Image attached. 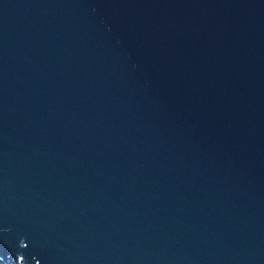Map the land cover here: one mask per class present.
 <instances>
[{"label":"water","instance_id":"water-1","mask_svg":"<svg viewBox=\"0 0 264 264\" xmlns=\"http://www.w3.org/2000/svg\"><path fill=\"white\" fill-rule=\"evenodd\" d=\"M0 262L264 264V0H0Z\"/></svg>","mask_w":264,"mask_h":264},{"label":"rangeland","instance_id":"rangeland-1","mask_svg":"<svg viewBox=\"0 0 264 264\" xmlns=\"http://www.w3.org/2000/svg\"><path fill=\"white\" fill-rule=\"evenodd\" d=\"M0 264H2V263L0 262Z\"/></svg>","mask_w":264,"mask_h":264},{"label":"clouds","instance_id":"clouds-1","mask_svg":"<svg viewBox=\"0 0 264 264\" xmlns=\"http://www.w3.org/2000/svg\"><path fill=\"white\" fill-rule=\"evenodd\" d=\"M21 246H23V245H21Z\"/></svg>","mask_w":264,"mask_h":264}]
</instances>
